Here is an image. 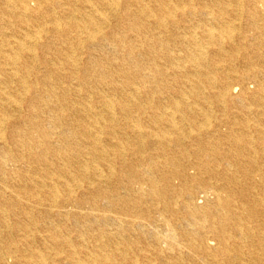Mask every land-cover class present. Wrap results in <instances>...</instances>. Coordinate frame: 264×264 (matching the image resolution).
<instances>
[{
    "label": "bare ground",
    "instance_id": "1",
    "mask_svg": "<svg viewBox=\"0 0 264 264\" xmlns=\"http://www.w3.org/2000/svg\"><path fill=\"white\" fill-rule=\"evenodd\" d=\"M0 264H264V0H0Z\"/></svg>",
    "mask_w": 264,
    "mask_h": 264
}]
</instances>
